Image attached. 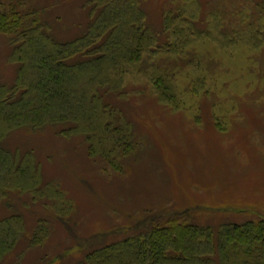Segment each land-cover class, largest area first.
<instances>
[{
  "label": "trees",
  "instance_id": "16d2710c",
  "mask_svg": "<svg viewBox=\"0 0 264 264\" xmlns=\"http://www.w3.org/2000/svg\"><path fill=\"white\" fill-rule=\"evenodd\" d=\"M251 4L262 19L229 30L222 10L203 20L198 0L160 12L159 24L151 23L144 0H82L76 13L85 14L84 23L72 20L76 29L61 38L55 29L63 15L54 3H0L6 51L0 70V264H264V216L211 225L164 219L159 212L54 252L46 247L49 236L58 227L72 229L76 204L60 179L47 178L42 168L54 157L44 150L50 141L65 160L121 172L137 148L121 105L132 95L137 100L145 92L199 120L198 104L210 87L226 80L217 90L226 93L237 81H228L216 56L206 58L207 48L229 62L241 56L239 49L263 48L264 0ZM211 107L215 128L226 131L230 109L219 100ZM119 232L125 235L106 241Z\"/></svg>",
  "mask_w": 264,
  "mask_h": 264
},
{
  "label": "rangeland",
  "instance_id": "374dc122",
  "mask_svg": "<svg viewBox=\"0 0 264 264\" xmlns=\"http://www.w3.org/2000/svg\"><path fill=\"white\" fill-rule=\"evenodd\" d=\"M45 1L57 5L55 12L58 7L62 13L59 15H63L55 29L59 37L74 31V24L84 23L85 14L76 13V5L82 0H38V3ZM144 1L149 7L151 23L159 24V13L181 4L182 0ZM198 1L203 20V15L222 10L223 24L229 30L242 29L248 24L255 27L261 18L259 8L251 0ZM62 4L65 6L61 7ZM72 13L70 18L68 14ZM239 50L241 56H233L230 62L224 55L214 54L211 48L205 51L206 58L219 59L228 81L231 78L237 81L234 88L229 82L231 88L226 93L217 92L226 80L210 87L209 94L216 95H211L213 101L209 94L202 98L198 104L202 115L199 120L186 110L174 111L164 106L145 92L137 100L132 95V100L121 103L131 117L137 140V148L123 161L121 172H107L92 162L65 160L58 150L51 149L52 142L46 141L44 150L54 157L42 162L43 172L47 178L60 179L76 204L72 229L58 227L57 233L49 236L46 247L61 251L97 232L111 233L115 227L124 230L149 214L150 220L154 219L159 212L164 214V219L183 216L193 222H212L211 225L220 224L218 221L243 222L245 217L258 220L264 216V45L254 53ZM5 54L0 40V70ZM139 79L140 76L134 77ZM218 100L231 112L227 114L229 126L222 132L215 128L212 118L211 106ZM46 154L40 152L42 160ZM122 235L125 234L107 235L106 241ZM81 254L82 251L74 256Z\"/></svg>",
  "mask_w": 264,
  "mask_h": 264
}]
</instances>
